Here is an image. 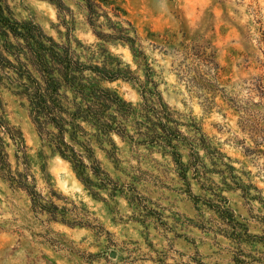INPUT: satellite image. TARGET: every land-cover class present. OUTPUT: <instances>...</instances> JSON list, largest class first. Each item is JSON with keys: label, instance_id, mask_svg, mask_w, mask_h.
<instances>
[{"label": "rangeland", "instance_id": "rangeland-1", "mask_svg": "<svg viewBox=\"0 0 264 264\" xmlns=\"http://www.w3.org/2000/svg\"><path fill=\"white\" fill-rule=\"evenodd\" d=\"M93 1L118 9L119 17H108L131 38L135 31L134 49L133 42L97 39L85 22L83 1L63 0L73 18L72 47L77 41L106 50L111 63L129 69L131 80L102 84L133 106L141 102V83L150 79L180 123L178 130L188 138L199 131L202 147L191 151L190 142H181L177 152L188 164L183 179L170 154L113 136L117 162L101 152L96 157L109 187L117 190L110 197V191L93 187L94 197L67 162L41 147L24 102L0 86V114L22 135L37 191L59 195L52 199L59 207L84 209L91 223L88 228L48 222L31 210L23 192L0 179V264H181L193 257L232 264L225 249L231 248L229 240L205 229L221 224L219 205L247 225L249 234L264 233V98L251 89L257 79L264 82V0ZM9 5L17 20L32 21L65 41L47 0ZM96 25V33H110L103 17ZM195 52L212 54L219 85L207 58ZM13 149L7 148L12 165ZM243 248L264 251L261 245Z\"/></svg>", "mask_w": 264, "mask_h": 264}, {"label": "trees", "instance_id": "trees-1", "mask_svg": "<svg viewBox=\"0 0 264 264\" xmlns=\"http://www.w3.org/2000/svg\"><path fill=\"white\" fill-rule=\"evenodd\" d=\"M47 1L54 6L59 25L66 31L65 41L54 40L32 21L17 20L9 5L10 0H0V86L24 102L41 147L67 162L94 197L97 194L92 191L93 187L110 191V197L117 190L109 187L111 180L96 157L97 152H101L107 159L117 162L113 136L132 145L170 154L180 169V176L186 179L188 164L181 162L177 149L183 140L190 142L191 151L202 147L203 135L195 131L192 138L183 136L178 130L180 123L173 119L150 79L141 83V102L135 106L104 87V82L131 80L129 69L122 68L119 62L111 63L106 50H92L74 41L76 48L82 49L77 53L68 33L73 24L71 10L65 7L63 0ZM82 1L80 7L85 13V22L97 39L129 45L133 42L134 49L138 39L135 31L131 38L128 29L117 26L119 24L112 23L108 17V12L119 17L118 9L104 1ZM100 17L105 19L110 33L94 31ZM206 54L194 53L200 60L201 56L207 58L203 60L211 64L208 67L213 71L212 79L217 86L220 84V68L213 61L212 54ZM147 83L152 84L151 87ZM251 89L264 98L262 79H257ZM10 145L14 148L13 165L7 152ZM30 166L31 158L26 153L21 133L10 127L0 114V179L9 188L23 192L30 201L31 210L46 216V221L90 228L87 211L82 209V213H75L74 206L71 210L59 207L52 200L60 198L59 195L49 191L42 196L37 191ZM215 209L221 224L205 230L215 238L220 235L229 240L231 248L225 249L231 252L230 262L264 264V251L252 253L243 248L245 245H261L264 249V233L249 234L248 226L236 222L230 210L219 205ZM191 262L181 264H204L196 257Z\"/></svg>", "mask_w": 264, "mask_h": 264}]
</instances>
